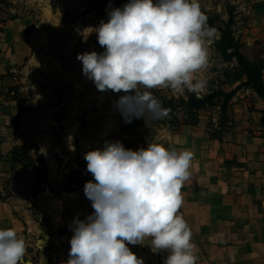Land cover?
Instances as JSON below:
<instances>
[{
  "label": "rangeland",
  "instance_id": "1",
  "mask_svg": "<svg viewBox=\"0 0 264 264\" xmlns=\"http://www.w3.org/2000/svg\"><path fill=\"white\" fill-rule=\"evenodd\" d=\"M213 1L199 3L215 30L202 73L206 90L153 89L168 117L124 123L112 107L117 94L98 92L76 56L103 50L95 33L84 39L83 30L127 0H0V228L25 240L27 264L67 260L69 224L92 212L83 155L116 140L133 150L159 143L194 154L178 211L197 264H262L252 253L264 255V100L247 84L234 50L223 57L218 44L223 32L232 35L242 57L262 67L264 81V13L251 18L244 11L251 1L225 0L221 16L213 10L222 3ZM221 92L231 95L212 98ZM204 98L200 108L187 106ZM149 243L128 247L144 264H164L167 252L153 253Z\"/></svg>",
  "mask_w": 264,
  "mask_h": 264
},
{
  "label": "clouds",
  "instance_id": "2",
  "mask_svg": "<svg viewBox=\"0 0 264 264\" xmlns=\"http://www.w3.org/2000/svg\"><path fill=\"white\" fill-rule=\"evenodd\" d=\"M85 31L83 38L95 33L103 50L77 54L82 74L98 92L117 94L112 107L124 123L168 117L169 109L153 89L183 95L207 88L202 73L215 30L207 25L199 0L110 4L106 19ZM193 158L187 149L149 143L133 150L118 140L86 151L83 159L92 179L83 192L92 212L69 224L72 236L64 264H144L128 245L145 240L153 253L167 252L164 264H197L192 233L178 211ZM26 251L15 229L0 228V264H27Z\"/></svg>",
  "mask_w": 264,
  "mask_h": 264
},
{
  "label": "trees",
  "instance_id": "3",
  "mask_svg": "<svg viewBox=\"0 0 264 264\" xmlns=\"http://www.w3.org/2000/svg\"><path fill=\"white\" fill-rule=\"evenodd\" d=\"M225 36L223 37L222 41L219 42L218 48L223 57L229 56L228 50L229 48L234 50V56L238 58V65L241 68V72L245 75L247 84L253 88V90L257 93V95L264 100V81H263V73L262 67L259 64L254 62L247 61L239 52L240 45L235 42L232 35H229L223 32ZM231 94L230 93H218L214 95L213 99H220L223 98L225 101ZM205 103V98L202 100L192 99L190 104H187L189 108H200ZM221 110L224 108L221 107ZM20 156L19 151H16L13 154L14 162H18L17 158ZM82 168V166H81ZM37 183H42L44 180L36 178ZM38 188H33L34 195L37 192Z\"/></svg>",
  "mask_w": 264,
  "mask_h": 264
},
{
  "label": "crops",
  "instance_id": "4",
  "mask_svg": "<svg viewBox=\"0 0 264 264\" xmlns=\"http://www.w3.org/2000/svg\"><path fill=\"white\" fill-rule=\"evenodd\" d=\"M224 1L225 0H214L213 1L214 6H217L221 3H222V6H221V8L218 7L219 9L213 10V12L217 13V12L221 11L220 15L223 16V10H225V7L223 6ZM249 1H251L252 4H250V6L245 8L244 11H245L246 15H249L251 18H253L256 12H263L264 13V0H249ZM205 2H207V0H199V3H205ZM202 8H204V7H202ZM204 10H205V8H204ZM206 10H208V9L206 8ZM218 10H220V11H218ZM14 224H15L14 226H18L17 223H14ZM8 228H10V227H8ZM253 259H259V260L262 259L264 261V255L258 254V253H256L254 255L252 253V260ZM263 261H262V264H263Z\"/></svg>",
  "mask_w": 264,
  "mask_h": 264
}]
</instances>
